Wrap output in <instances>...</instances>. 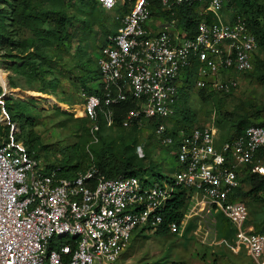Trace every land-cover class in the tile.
Segmentation results:
<instances>
[{"label":"built area","instance_id":"2783aa9c","mask_svg":"<svg viewBox=\"0 0 264 264\" xmlns=\"http://www.w3.org/2000/svg\"><path fill=\"white\" fill-rule=\"evenodd\" d=\"M233 1L96 0L102 12L120 8L121 14L97 58L99 93L80 92L88 131L94 141L100 121L115 131L116 108L132 103L121 127L140 130L156 121L147 132L171 150L176 171L153 181L110 179L95 165L66 177L60 167L44 173L11 132L0 143V264H113L136 232L160 228L180 192L188 200L186 211L179 222L166 224L167 231L182 235L188 221L198 218L193 236L199 244L243 250L252 264H264V232L246 223L248 208L236 195L244 169L264 178V126L250 125L243 135L222 140L213 117L175 135L168 123L190 87L219 99L238 86L239 74L253 71L259 42ZM186 10L199 17L193 35L178 18L158 27L151 23L154 14L182 11L186 17ZM196 65L200 71L190 85ZM0 85L3 93L13 91L7 80ZM5 119L2 108L0 124ZM218 215L233 230V243L219 235Z\"/></svg>","mask_w":264,"mask_h":264},{"label":"rangeland","instance_id":"374dc122","mask_svg":"<svg viewBox=\"0 0 264 264\" xmlns=\"http://www.w3.org/2000/svg\"><path fill=\"white\" fill-rule=\"evenodd\" d=\"M51 1L35 0L33 3H37L43 12L65 16L67 21L64 29L59 31L58 40L47 35L41 43L29 45L33 35L20 25L6 20L3 27L0 26L3 36L26 44L11 48L10 53L7 50L0 52V70H4V74L0 71L1 81L4 83V75H7L10 86L16 89L7 94L0 85V108L8 102L11 111L8 113L4 109L7 119L0 124V143L12 132L15 142L24 144V140H30L42 165H63L70 159L71 167H76V171L97 166L103 150L106 157L119 156L118 138L122 137L134 141V148L130 150L143 166L141 178L153 181L156 178L153 174H158L162 179H170L177 166L173 153L158 144L153 133L147 132L148 128L142 127L133 133L125 128L114 132L99 124L100 134L97 132V141H94L88 131V122L81 115L80 91L97 87V58L108 37L119 27L116 15L102 12L96 0H53L52 4ZM175 18L177 15L164 18L154 14L151 23L158 27ZM55 26L56 21L47 20L42 29ZM257 59L263 60L264 54L260 53ZM15 63L25 65L21 69L27 75L16 73L12 68ZM199 71L200 66H194L189 76L190 85L194 84ZM260 72L257 75L252 74L254 72L239 74L238 86L230 93L222 92L220 99L203 100L201 93L191 87L184 91L181 110L186 111L185 114L191 111V127H201L213 117L223 140L236 132L239 121L247 125L263 124L264 82L258 80ZM12 116L18 117L12 119ZM249 170L244 169L241 174L238 199L247 206L246 223L255 230L257 225L264 223V192L249 193ZM185 211L186 208L183 214ZM198 222V218L189 220L182 235L169 231L165 234L138 231L113 264H252L243 250L234 253L223 244H199L193 236ZM224 239L233 243V238Z\"/></svg>","mask_w":264,"mask_h":264},{"label":"trees","instance_id":"16d2710c","mask_svg":"<svg viewBox=\"0 0 264 264\" xmlns=\"http://www.w3.org/2000/svg\"><path fill=\"white\" fill-rule=\"evenodd\" d=\"M35 0H0V26L3 27L4 22L10 21L12 24L20 25L21 28L28 31L31 35H33V40H29L30 44L33 45L36 42L41 43L44 39H46L47 35H52L55 39H59V31L61 29H64V26L66 24V18L63 15L62 17L58 16V13L55 14L54 12H43L41 8H39V5L36 3L34 4ZM47 2H50L51 0H46ZM53 1V0H52ZM51 1V4H52ZM233 9L242 17H244L246 23L248 24L250 30L255 35L256 39L259 42V52L258 55L255 58L254 62V69L252 74H256L260 72V75L257 76L258 80L264 82V59L260 60L257 59L260 53L264 54V0H248L247 2H240V1H233ZM99 7V6H98ZM100 9V8H99ZM125 11V8H124ZM55 15H54V14ZM118 13V14H117ZM116 15L121 14V9L118 8L115 11ZM186 17L182 16V11H179L177 13V17L179 20V25H181L184 28H187V30H190V33L193 35L195 34V30L199 21V17L193 14V11L186 10L185 11ZM47 20L49 21H56V28L49 29H42L45 24H47ZM119 21V20H118ZM117 24V23H115ZM117 26V25H116ZM120 26V23L118 24ZM0 28V30H1ZM117 28V27H116ZM119 28V27H118ZM8 45V46H7ZM39 46H43V44H38ZM26 44H18L16 41L12 38L3 36V33L0 31V52L7 50L10 53L11 48H20L24 47ZM34 47V46H31ZM6 56H9L8 54ZM5 57V56H4ZM3 57V58H4ZM257 60V61H256ZM26 64V63H25ZM25 65L17 66L16 63L12 65V68L16 73L27 75L21 68H24ZM98 82V72H97V78H95ZM96 82V83H97ZM98 86V83L97 85ZM85 91L88 94H97L99 93V87L93 88L91 90L90 88H86ZM201 95L203 96V100H208L209 96H204L202 91H199ZM183 102L180 101L179 107L176 109L175 115L169 119L168 123L171 125L170 132L172 134H177V132L183 131L186 133H189L194 127H191V111L188 112V114H185L186 111L181 110ZM4 109L10 113L8 102L3 105ZM134 108V104L132 103H123L120 106L116 108V114H115V131L120 130L122 127L120 125L121 118L124 116L125 112L128 110H131ZM18 116H12V119L17 118ZM11 119V120H12ZM87 121V120H86ZM88 122V121H87ZM156 121H148L145 122V127L149 130L153 131L155 128ZM185 123H188L187 126H184ZM88 124V123H87ZM100 126L104 127V123L100 121ZM264 126L263 124H257ZM179 126H183L182 128H178ZM250 126L245 124L242 121H239L237 125L235 126L236 132L233 133V137H237L244 134V131L246 128ZM107 129V128H105ZM129 130L133 133L134 131L138 130L134 126L130 127ZM101 131V128H100ZM113 131V130H112ZM114 131V132H115ZM98 134H100L98 132ZM18 140V137L16 138ZM119 146L118 151L120 152V155H114L113 157H106L104 155V150L99 154L98 157V164L97 168L100 174L106 176L110 179H116L118 177H140V173L142 172V165L136 161V156L133 154V151L130 149L134 148V141L132 140L129 142L128 139L119 137ZM24 147L26 148L27 153L29 156H32L35 160H40L37 155H35V147L31 144L30 140H24ZM70 159L66 160L63 165H53L48 166L44 165L43 172L49 173L51 170L55 169L56 167H60V175L61 176H71L74 175L76 172L82 171V169L74 170L76 167H71ZM43 166V165H42ZM72 170V171H71ZM157 178H161L158 174H153ZM248 180L251 183V190L249 193H263L264 192V178L258 176L255 173H248ZM241 189L237 190L236 195L239 197L241 196ZM248 193V194H249ZM187 206V197L183 192H180V194L177 196L176 200L173 203V207L169 210V212H165L163 214V224L160 226V228L155 232L159 234H165L167 233L166 224L168 222H179L182 218L183 210ZM218 220V232L219 235L224 238H233V230L230 228L227 220L221 216H217ZM257 229L255 231L257 233L264 232V223L259 224L256 226Z\"/></svg>","mask_w":264,"mask_h":264},{"label":"crops","instance_id":"0c3cea01","mask_svg":"<svg viewBox=\"0 0 264 264\" xmlns=\"http://www.w3.org/2000/svg\"><path fill=\"white\" fill-rule=\"evenodd\" d=\"M112 15L114 14V13H111ZM115 15V14H114ZM117 31V30H116ZM116 31L114 32V34L116 33ZM113 34V35H114ZM10 70H12V69H10ZM0 71H2V73L4 74V70L3 69H1ZM7 78H8V76L6 75V77H5V75H4V80H7ZM8 81V80H7ZM8 85H9V88L11 89V90H16V89H14V87H11L10 86V83H9V81H8ZM219 99L220 98H222V95H216ZM211 97V96H210ZM211 99V98H210ZM214 99H216V97H214ZM2 108H3V110H4V107L1 105V108H0V111H2ZM1 115V114H0ZM40 162H41V160H40ZM42 163V162H41ZM44 166V165H43Z\"/></svg>","mask_w":264,"mask_h":264},{"label":"bare ground","instance_id":"6f19581e","mask_svg":"<svg viewBox=\"0 0 264 264\" xmlns=\"http://www.w3.org/2000/svg\"><path fill=\"white\" fill-rule=\"evenodd\" d=\"M0 80H1V78H0ZM13 91H15V90H13ZM82 115V114H81Z\"/></svg>","mask_w":264,"mask_h":264},{"label":"clouds","instance_id":"9594fccd","mask_svg":"<svg viewBox=\"0 0 264 264\" xmlns=\"http://www.w3.org/2000/svg\"><path fill=\"white\" fill-rule=\"evenodd\" d=\"M114 14H115V13H114ZM115 15H116V14H115ZM81 91H82V90H81ZM81 91H80V92H81Z\"/></svg>","mask_w":264,"mask_h":264}]
</instances>
